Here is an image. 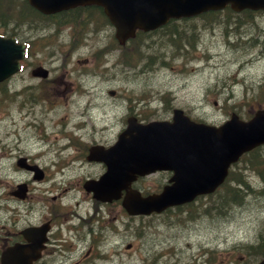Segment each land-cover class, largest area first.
Returning <instances> with one entry per match:
<instances>
[{"label": "rangeland", "instance_id": "374dc122", "mask_svg": "<svg viewBox=\"0 0 264 264\" xmlns=\"http://www.w3.org/2000/svg\"><path fill=\"white\" fill-rule=\"evenodd\" d=\"M9 21L14 23V17ZM237 21L235 14L226 17L225 12L210 19L197 16L177 20L179 36L174 30L162 28L138 40L136 49L142 59L133 66L121 61V51L113 45L111 26L103 25L97 35L70 45L65 40L72 26H63L55 42L46 44L42 40L35 48L36 52H49L47 63L53 66L52 82L44 88L47 96L36 98L35 105L30 99L22 100L17 94L19 86L37 82L22 72L20 79L13 81L17 88H8L12 99H3L0 105V135L16 131L20 134L19 144L26 148H35L33 142L44 143L40 148L69 144L65 134L70 133L82 140L76 143L83 147L95 140L110 144L125 126L128 108L156 111L158 96L164 97L159 103V108L163 107L159 115L166 119H170L174 106L181 107L194 120L212 124L224 121L230 111L247 118L257 105L264 106V13ZM173 37H178L180 47L170 41ZM44 47L48 49L39 50ZM99 48H104V53L94 55ZM62 57L67 59L63 70L56 66ZM108 89L115 93L108 94ZM143 91L148 92L141 100L137 96ZM25 112L30 113V119L43 122L41 130L46 140L33 137L34 120L30 127L23 125L27 117L19 118ZM69 151L67 147L62 155ZM238 163L235 171H241L258 188V175L248 167V157ZM93 169L91 166L86 170ZM219 194L166 213L170 221L139 220L138 228L122 239L136 247L133 263L124 260L127 253L115 251L112 260L103 264H142L138 256L145 250L147 257L160 252L159 264H195L201 262L198 253L205 248L212 250L215 264H251L255 257L240 245L252 243L264 225V193H246L239 203L227 205L222 213H203L201 208L212 204ZM196 210V216H187ZM134 223L137 225V221ZM258 259L259 256L252 264Z\"/></svg>", "mask_w": 264, "mask_h": 264}, {"label": "flooded vegetation", "instance_id": "af4514ba", "mask_svg": "<svg viewBox=\"0 0 264 264\" xmlns=\"http://www.w3.org/2000/svg\"><path fill=\"white\" fill-rule=\"evenodd\" d=\"M87 7L100 8L75 6L51 15L53 18V15L67 14L71 10L81 12ZM10 34L28 44L33 39V24L17 20ZM26 63L27 59H24L21 65ZM41 81L49 82L50 79L47 77ZM6 87L17 88L14 84L3 85V99H8L4 92ZM19 87L23 93L33 90L32 86ZM29 96L24 95L22 100L30 99L35 105L38 100L32 93ZM28 116V126L33 120L36 123L33 137L46 140V134L39 131L41 124L30 119V113ZM9 132L3 133L4 138L0 140V264L109 262L116 245L110 243L105 234H113L118 242L134 232L135 225L133 216H118L122 210L120 200L105 203L93 200L92 193L83 186L86 178L98 177L105 170V164L85 159V152L74 146L70 150L72 154L66 152L63 155L64 146L40 148L44 143L33 142L35 148H26L19 144L20 134ZM21 157H24L23 161ZM76 159L79 166L71 164ZM86 165H94L98 170L86 173L85 169H79ZM165 172L140 176L132 186L142 193L158 191L165 183L166 178L160 179ZM151 175L157 176L154 182L149 179ZM149 217L153 216H140L142 220ZM94 248L99 250L96 252ZM126 249L131 256L129 262L133 263V245ZM144 255L140 256L142 264H159L160 252L154 251L147 257L145 250Z\"/></svg>", "mask_w": 264, "mask_h": 264}, {"label": "water", "instance_id": "95a60500", "mask_svg": "<svg viewBox=\"0 0 264 264\" xmlns=\"http://www.w3.org/2000/svg\"><path fill=\"white\" fill-rule=\"evenodd\" d=\"M29 1L44 11L83 2L102 4L116 27L115 36L120 42L132 36L136 27L147 30L166 22L169 17L192 15L228 2L237 10L264 8V0H52L49 4L44 0ZM22 55V44L0 36V80L19 68ZM34 73L45 75V71L39 69ZM263 142L264 108L257 109L248 120L231 113L219 126L194 122L180 109H174L172 122L141 124L129 118L127 127L106 151L91 148L89 156L105 159L107 172L105 177L87 181L85 186L99 198L115 197L136 172L173 169L171 183L160 193L146 197L136 193L123 201L131 213L161 211L169 205L190 201L199 193L213 191L224 179L231 162L243 151ZM257 264H264V259Z\"/></svg>", "mask_w": 264, "mask_h": 264}, {"label": "trees", "instance_id": "16d2710c", "mask_svg": "<svg viewBox=\"0 0 264 264\" xmlns=\"http://www.w3.org/2000/svg\"><path fill=\"white\" fill-rule=\"evenodd\" d=\"M166 28L168 29L167 31H172L174 28L170 26H166ZM175 30V29H174ZM176 31V30H175ZM141 35H144L146 33L138 31L135 38L139 37ZM134 38V39H135ZM133 39V40H134ZM123 49H122V53L124 55H128L130 54V52L127 50L128 44L123 45ZM256 149H254V151L252 150V155L254 157H256L255 160L251 161V165L255 166L258 169H262L259 171L260 176L262 178V181L264 183V157L259 160L258 158V154L256 153ZM262 156V155H261ZM260 157V156H259ZM236 184L237 185H233L231 188H229L231 190L230 192V201H228V195L225 189V192L220 193L219 196L213 201V207H214V211L218 212V213H222L225 209V207L230 204V203H236L239 201V197L241 194V192L243 191V189L245 190V188L249 187V184L244 180V179H240L237 178L236 180ZM217 194V193H215ZM244 249L246 250L247 253H249L248 255H251L253 257L256 256H264V225L261 226L260 230H258V233L256 235L255 240L253 241L252 244L249 245V247L244 246Z\"/></svg>", "mask_w": 264, "mask_h": 264}]
</instances>
